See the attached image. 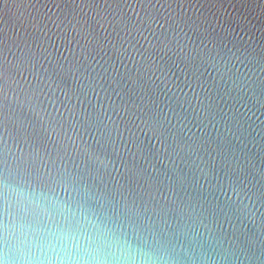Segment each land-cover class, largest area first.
Instances as JSON below:
<instances>
[{
	"label": "water",
	"instance_id": "95a60500",
	"mask_svg": "<svg viewBox=\"0 0 264 264\" xmlns=\"http://www.w3.org/2000/svg\"><path fill=\"white\" fill-rule=\"evenodd\" d=\"M35 192L109 264H264V0H0V225Z\"/></svg>",
	"mask_w": 264,
	"mask_h": 264
},
{
	"label": "clouds",
	"instance_id": "9594fccd",
	"mask_svg": "<svg viewBox=\"0 0 264 264\" xmlns=\"http://www.w3.org/2000/svg\"><path fill=\"white\" fill-rule=\"evenodd\" d=\"M4 187L6 192L9 191L7 185ZM25 199L32 206V210L22 206L23 211L26 215L34 212L42 226L33 227L14 222L6 204L3 224L0 227L5 239L13 241L19 257L13 260L5 249L0 255V264H109L99 249L93 251L86 246L83 242L85 238L57 225V213L65 207L62 203L43 192L28 194ZM17 233L25 238L18 239Z\"/></svg>",
	"mask_w": 264,
	"mask_h": 264
}]
</instances>
